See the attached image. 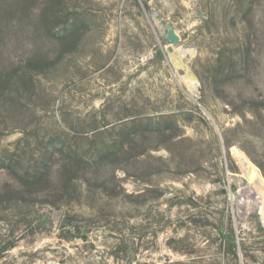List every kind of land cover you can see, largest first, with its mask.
I'll use <instances>...</instances> for the list:
<instances>
[{
	"label": "rangeland",
	"instance_id": "1",
	"mask_svg": "<svg viewBox=\"0 0 264 264\" xmlns=\"http://www.w3.org/2000/svg\"><path fill=\"white\" fill-rule=\"evenodd\" d=\"M0 72V264H264V0H0Z\"/></svg>",
	"mask_w": 264,
	"mask_h": 264
},
{
	"label": "water",
	"instance_id": "2",
	"mask_svg": "<svg viewBox=\"0 0 264 264\" xmlns=\"http://www.w3.org/2000/svg\"><path fill=\"white\" fill-rule=\"evenodd\" d=\"M166 40L169 41L170 43L177 44L179 42V36L175 33V30L171 26L170 23L166 24ZM168 51H171L172 48L171 46L167 47Z\"/></svg>",
	"mask_w": 264,
	"mask_h": 264
},
{
	"label": "trees",
	"instance_id": "3",
	"mask_svg": "<svg viewBox=\"0 0 264 264\" xmlns=\"http://www.w3.org/2000/svg\"><path fill=\"white\" fill-rule=\"evenodd\" d=\"M9 76V75H7ZM6 76V77H7ZM9 78V77H8ZM8 80H5L4 77L2 76V73L0 72V93L3 92L4 89V83L7 82Z\"/></svg>",
	"mask_w": 264,
	"mask_h": 264
}]
</instances>
